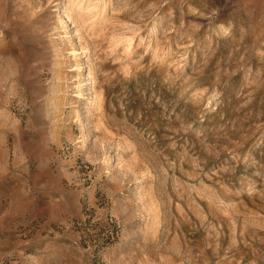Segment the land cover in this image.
Masks as SVG:
<instances>
[{
  "label": "rangeland",
  "instance_id": "374dc122",
  "mask_svg": "<svg viewBox=\"0 0 264 264\" xmlns=\"http://www.w3.org/2000/svg\"><path fill=\"white\" fill-rule=\"evenodd\" d=\"M0 264H264V0H0Z\"/></svg>",
  "mask_w": 264,
  "mask_h": 264
}]
</instances>
